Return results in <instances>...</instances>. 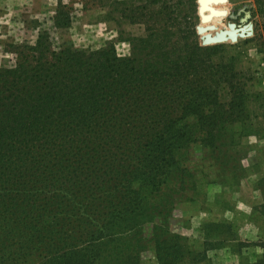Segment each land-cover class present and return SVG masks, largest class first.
<instances>
[{"label":"trees","instance_id":"1","mask_svg":"<svg viewBox=\"0 0 264 264\" xmlns=\"http://www.w3.org/2000/svg\"><path fill=\"white\" fill-rule=\"evenodd\" d=\"M115 4L147 26L131 56L55 48L44 31L0 67V264L17 249L53 254L45 264H141L150 229L159 264H178L165 187L192 144L214 149L245 118L239 74L192 41L193 0Z\"/></svg>","mask_w":264,"mask_h":264},{"label":"rangeland","instance_id":"2","mask_svg":"<svg viewBox=\"0 0 264 264\" xmlns=\"http://www.w3.org/2000/svg\"><path fill=\"white\" fill-rule=\"evenodd\" d=\"M60 1L71 18L67 28L54 23ZM115 7V0H0V67L13 62V46L33 45L44 31L55 48L115 46L121 56H131V40L146 38L147 26L119 20L126 6L113 15ZM189 13L196 29L192 41L217 47L211 61L239 74L246 110L242 122L225 128L218 147L192 144L181 171L165 187V227L178 238L169 245L181 252L178 264H255L264 254V0H193ZM224 37L228 41L212 42ZM222 95L229 102L228 91ZM151 237L150 229L141 264H159ZM1 256L13 264H45L53 254L28 257L17 249Z\"/></svg>","mask_w":264,"mask_h":264},{"label":"water","instance_id":"3","mask_svg":"<svg viewBox=\"0 0 264 264\" xmlns=\"http://www.w3.org/2000/svg\"><path fill=\"white\" fill-rule=\"evenodd\" d=\"M209 38V37H208ZM220 41H222V42H226V41H228L225 37L222 39V40H213L212 42H215V43H218V42H220Z\"/></svg>","mask_w":264,"mask_h":264}]
</instances>
